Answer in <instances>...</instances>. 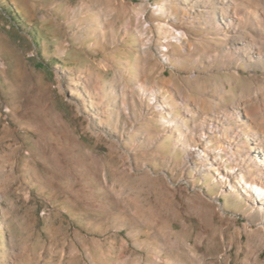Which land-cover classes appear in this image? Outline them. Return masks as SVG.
<instances>
[{
  "label": "rangeland",
  "instance_id": "374dc122",
  "mask_svg": "<svg viewBox=\"0 0 264 264\" xmlns=\"http://www.w3.org/2000/svg\"><path fill=\"white\" fill-rule=\"evenodd\" d=\"M222 9L0 0V264H264V218L187 158L185 107L264 94V61L223 42Z\"/></svg>",
  "mask_w": 264,
  "mask_h": 264
},
{
  "label": "bare ground",
  "instance_id": "6f19581e",
  "mask_svg": "<svg viewBox=\"0 0 264 264\" xmlns=\"http://www.w3.org/2000/svg\"><path fill=\"white\" fill-rule=\"evenodd\" d=\"M219 3L223 8L219 23H225L224 31L219 33L223 42L231 39L237 52L243 53L245 50L255 56L257 61H264V9L257 8L245 13V6L237 11L239 4L236 0H219ZM161 7L164 10L166 6ZM204 8L207 16L204 24L210 27L211 21L216 22V12L208 9V6ZM185 16L189 18V15ZM249 28L254 34L249 32ZM160 94V90H145L149 101L156 102ZM206 102L209 106L204 109H188L184 106L193 122V129L187 132L191 135L187 158L191 162L194 156L198 157L205 171L213 175V180L219 182L221 188H225L222 193L237 197L244 195L249 212H256L264 218V94L256 92L236 98L235 109L225 110L218 104ZM174 107L156 105L157 110L165 115H161L160 119L166 121L169 129L179 131L183 140L188 139L181 130H188L186 122L168 109ZM196 131L201 133L197 134ZM222 153L227 158L225 161ZM228 163L231 167L226 170ZM225 182H229V185Z\"/></svg>",
  "mask_w": 264,
  "mask_h": 264
}]
</instances>
